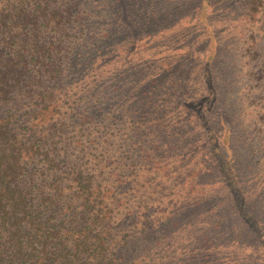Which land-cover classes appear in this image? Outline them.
Returning a JSON list of instances; mask_svg holds the SVG:
<instances>
[{
  "label": "rangeland",
  "instance_id": "rangeland-1",
  "mask_svg": "<svg viewBox=\"0 0 264 264\" xmlns=\"http://www.w3.org/2000/svg\"><path fill=\"white\" fill-rule=\"evenodd\" d=\"M42 1L15 39L62 38L63 169L106 183L135 262L264 264V0Z\"/></svg>",
  "mask_w": 264,
  "mask_h": 264
},
{
  "label": "trees",
  "instance_id": "trees-1",
  "mask_svg": "<svg viewBox=\"0 0 264 264\" xmlns=\"http://www.w3.org/2000/svg\"><path fill=\"white\" fill-rule=\"evenodd\" d=\"M34 4L40 14L0 13V31L14 29L18 46L13 55L0 51V264H137L128 248L132 235L119 228L106 183L86 173L88 160L63 169L70 111L57 102L53 83L63 72L62 38L46 44L33 35L32 45L15 39L18 29L38 26L42 13L51 20L47 2Z\"/></svg>",
  "mask_w": 264,
  "mask_h": 264
}]
</instances>
